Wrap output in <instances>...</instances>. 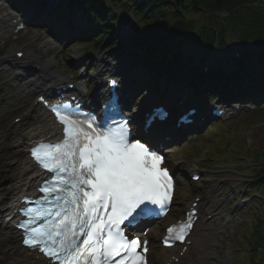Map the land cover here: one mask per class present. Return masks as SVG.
<instances>
[{
	"label": "snow or ice",
	"instance_id": "snow-or-ice-1",
	"mask_svg": "<svg viewBox=\"0 0 264 264\" xmlns=\"http://www.w3.org/2000/svg\"><path fill=\"white\" fill-rule=\"evenodd\" d=\"M105 106L121 119L98 124L94 116L80 119L66 105L50 106L63 126V139L31 149L32 157L54 174L51 186L40 191L53 198L55 207L26 210L25 215L37 213L29 223L47 218L50 226L32 228L23 243L40 247L61 264H146L137 252L140 239H129L121 226L153 211L150 206L163 209L172 199L174 181L161 166L163 157L144 135L131 137L130 118L123 117L119 98L110 96ZM191 227L189 216L175 239L183 242ZM173 231L167 228L166 246Z\"/></svg>",
	"mask_w": 264,
	"mask_h": 264
},
{
	"label": "trees",
	"instance_id": "trees-1",
	"mask_svg": "<svg viewBox=\"0 0 264 264\" xmlns=\"http://www.w3.org/2000/svg\"><path fill=\"white\" fill-rule=\"evenodd\" d=\"M65 1H68L70 7L76 5L78 9H83L84 14L90 18L95 37L90 39L93 48L98 47L111 36L115 15L106 7L103 0ZM112 1L116 5L128 6L142 18L141 27L136 28L131 36L130 46L133 47V51L131 50L129 55L156 76L151 80L152 86L156 84L157 77H162L164 74L172 80L180 78L190 87L192 82L201 77L199 69H181L178 74L172 72V68L183 61L182 56L176 54L173 37L181 31L193 29L197 23L201 25V37L206 49L214 44L223 46V37L230 28L240 33L245 43H264V7L246 5L260 0ZM35 3L41 4L42 0H36ZM218 11H225L227 15L213 14ZM60 13L66 15L58 8L57 15ZM81 36L90 38L85 32H82ZM109 45V47L119 46L116 40H112ZM134 49H139L140 53H135ZM245 57L248 64H245L243 59L237 61L238 73L231 68L211 70L204 78L206 90L217 93L223 98L264 100V53L251 52ZM159 65H163L165 73L158 69ZM251 156L254 160L261 161L249 172L256 189L261 190L263 194L257 203L258 213L251 215L246 226L244 254L246 264H264V139L261 140V145L251 152Z\"/></svg>",
	"mask_w": 264,
	"mask_h": 264
},
{
	"label": "rangeland",
	"instance_id": "rangeland-1",
	"mask_svg": "<svg viewBox=\"0 0 264 264\" xmlns=\"http://www.w3.org/2000/svg\"><path fill=\"white\" fill-rule=\"evenodd\" d=\"M260 2V6L264 4V0L257 1ZM259 6V5H257ZM122 13V12H121ZM127 13V11H125ZM131 14V12H128ZM51 25L57 27L56 23H52ZM138 25V23H137ZM198 31V30H197ZM195 30V33H193L190 36V42L184 43L183 47L185 49H191L192 47L197 46V32ZM64 35V46L66 49V53L64 56H57L56 59L59 60V62H67L65 60V56H67V59L69 60L71 66H74L76 70H79L80 67L83 65L84 62H82L87 56H82V53H80L81 46H75L73 48L67 49L71 43L67 40V35H69V29L67 28ZM27 39L26 36L21 35L17 39H9L4 44L0 43V49H3V51L0 52V196L5 193V189H3L5 183L7 182V177L10 174L8 171V159L12 156V152H14V133L16 130H19L20 126L12 125L11 119L12 115L21 108V102H19L14 95V88L10 87L11 82L8 81V76L13 73V69H10L8 73H3L1 68L4 66L3 62V55L5 56L7 53L9 54V51L13 48V45H20ZM226 48L222 50H218L219 54H217L214 58H224L225 56L228 57L229 55H232L231 50L233 47H238L240 51H248L249 49H264V44L257 45L256 46H246L242 42L240 43L239 36L237 33H234L232 29L229 30V33L227 34L226 38ZM5 46L2 48V46ZM258 47V48H257ZM7 48V51L5 52ZM33 49L36 50L34 47ZM5 52V53H4ZM4 53V54H3ZM37 53V52H36ZM93 60H98L97 63H101V60L104 58L105 61H113L114 58H121L123 55L120 54H106L105 52H97L95 56H97V59L94 58V55L92 53L89 54ZM195 57H197V51L195 53ZM111 58V59H110ZM213 61L212 58L208 59L207 62ZM95 63V62H94ZM230 65H232V61L230 62ZM36 77H39L38 75H35ZM87 77H90L93 82H96L97 80H101L102 77V71H99V67H97V70L88 74ZM148 93L141 95L140 97H135V104H137L136 107H140L142 104V101H145L146 98H148ZM151 97V101H152ZM260 107L264 108V104L260 105ZM21 112V110L17 111V113ZM240 114L236 115L233 118H238ZM242 122L238 126L239 129H242L240 132L239 138L241 141H244L247 145L252 146L256 145L257 140H263L264 139V113L261 114H255L253 112H246L242 113ZM229 120L225 121L226 124H228ZM208 126V125H207ZM207 126H202L203 128L196 131V133H193L190 136L182 137L181 139L175 138L171 143H169L168 146H170L167 149V152L170 157V165L172 169L175 171V174L177 176V184H178V199L176 202V206L174 208L173 214H176L179 212L180 209H183V207L188 203V200L196 193H199L201 196L204 193H207L211 200L218 199L219 202H221V206L219 207L220 213H227L228 207L231 205L237 206V218L238 225L244 220L243 219V212L239 213L240 207H249L250 203L249 201H246L242 197L248 194V189L251 188V185L247 182L241 181L242 178H244V175L237 174L236 169H245L250 166L251 162H249L247 159H244L243 157H237L236 162L231 159L229 156H227L223 162L221 161H212L209 165L211 166L212 171H203L205 174L203 179L205 178H211L210 183H205L204 181L201 183V187H197L195 184L192 183H186L185 184V171L186 168H188L189 160L191 156H194L192 153V150L195 149V145L197 143H201V139L199 136L201 133L206 129ZM229 127V126H228ZM222 125H219V129L215 132L214 136L212 137L210 134L208 137L211 138V141L206 143L207 147H211L212 144L219 141L221 137H224L226 139H230V137L233 135L231 133H222L221 132ZM218 137V138H216ZM236 138V137H235ZM200 141V142H198ZM239 141V140H238ZM185 143V144H184ZM239 143L236 144L235 150H237ZM213 157V156H211ZM239 162V164H237ZM206 163V160H205ZM225 163V164H221ZM208 164V163H207ZM217 175V176H216ZM213 176L218 177L219 179L212 178ZM226 177H231V181H225L222 182ZM248 177V175H246ZM247 184V185H246ZM188 193V195L186 194ZM260 193V192H259ZM257 195V194H252ZM258 196V195H257ZM248 199V198H247ZM242 201V202H241ZM1 210V207H0ZM4 210V209H3ZM3 212V211H2ZM1 213V211H0ZM1 217V214H0ZM217 220H215V224L220 223L221 224V215L219 214L217 216ZM1 220V219H0ZM162 222V221H161ZM157 226L152 227L150 230V236L152 240H155L156 236L161 233V225L159 223H156ZM236 224L232 223V225H228L225 228V233H223L220 238V248H217L218 256L220 259L216 261L214 260L211 264H230L232 261V255L234 252H236L237 245L240 244V237L242 236V232L237 229ZM159 228L158 232L155 233V230ZM5 232L4 226H2L0 222V264H21L22 260L19 256L12 253L11 249L9 248V244L6 241L5 236L3 235ZM153 256L152 258H157V256L160 254V252H157L156 246L153 245ZM151 254V255H152ZM231 255V259L230 258ZM236 259V258H235ZM216 262V263H215ZM236 264H239L238 262Z\"/></svg>",
	"mask_w": 264,
	"mask_h": 264
},
{
	"label": "bare ground",
	"instance_id": "bare-ground-1",
	"mask_svg": "<svg viewBox=\"0 0 264 264\" xmlns=\"http://www.w3.org/2000/svg\"><path fill=\"white\" fill-rule=\"evenodd\" d=\"M2 7V6H1ZM0 9H3L1 8ZM2 12H0V30L3 29L2 20L6 19L7 15L1 17ZM50 45V44H49ZM28 59H34V54L28 53ZM29 60L25 64L29 63ZM56 79L52 76H47L46 80L43 81L42 86L53 84ZM30 116H35V120L29 118L28 123L20 124V129L14 133V152L12 156L8 159V171L10 174L7 177V182L5 183L3 189L5 193L0 196V207H1V217L0 222L4 226L5 232L4 236L9 241V248L13 254L20 256L24 263L26 264V259H30L32 264H44L42 260L36 261L33 259L32 254L28 253L26 250L20 248L15 238L18 236L15 235L11 227L13 222V217L11 216L10 206L17 202L16 197L19 194L28 193L30 194L35 190L36 182L39 180V173L34 166L30 165V160L27 157L28 146L33 143L35 140L40 138H46L47 136H53L55 133L54 128L51 124V119L47 118L45 114L40 110L39 107L32 108L30 110ZM4 209V210H3ZM3 211V212H2ZM195 241L200 243V248L196 251L195 256L203 260L206 258V254L201 252V248L204 247L202 244V231H196ZM172 250L164 251L159 257L164 258L168 257L169 253ZM188 254V253H187Z\"/></svg>",
	"mask_w": 264,
	"mask_h": 264
}]
</instances>
